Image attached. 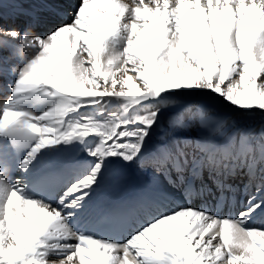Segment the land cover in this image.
I'll return each instance as SVG.
<instances>
[{
	"label": "snow or ice",
	"instance_id": "6c2138e0",
	"mask_svg": "<svg viewBox=\"0 0 264 264\" xmlns=\"http://www.w3.org/2000/svg\"><path fill=\"white\" fill-rule=\"evenodd\" d=\"M8 2L0 264H264V0Z\"/></svg>",
	"mask_w": 264,
	"mask_h": 264
},
{
	"label": "bare ground",
	"instance_id": "6f19581e",
	"mask_svg": "<svg viewBox=\"0 0 264 264\" xmlns=\"http://www.w3.org/2000/svg\"><path fill=\"white\" fill-rule=\"evenodd\" d=\"M133 0H124V2H126V3H130L131 4V2H132ZM80 3V0H70V6H71V8H75V6L76 5H78ZM65 11H69V8L66 6V8H65ZM14 13H15V8H14V5L13 4H11L10 2H8V0H4V2H3V7L2 8H0V16H2V18H5V20H7L6 22H8V26H10V25H12V24H15L16 23V20H18V19H20V18H22V22H21V24H23V23H25V17H23V16H20V17H16L15 15H14ZM68 17H66V19H67ZM3 82H0V84H2ZM9 95V93H8V91L6 90V89H4V88H2V87H0V100L2 99L3 100V98H5V97H7ZM110 187L111 186H108L107 188L108 189H110ZM106 196H108V195H106ZM103 196L100 194V196H99V200L100 201H102V198ZM109 198H111V197H109ZM261 222V218H257V221H256V223L257 224H259ZM53 260L55 261L56 260V258H53ZM57 264H58V262H57Z\"/></svg>",
	"mask_w": 264,
	"mask_h": 264
},
{
	"label": "rangeland",
	"instance_id": "374dc122",
	"mask_svg": "<svg viewBox=\"0 0 264 264\" xmlns=\"http://www.w3.org/2000/svg\"><path fill=\"white\" fill-rule=\"evenodd\" d=\"M132 2H133V1H132ZM132 2H131V3H132ZM6 21H7V20H5V18L2 19V23H3L5 26H8V25H7L8 22H6ZM20 22H22V18L16 20V23H15V24H12V25H10V26H18V25H21Z\"/></svg>",
	"mask_w": 264,
	"mask_h": 264
}]
</instances>
